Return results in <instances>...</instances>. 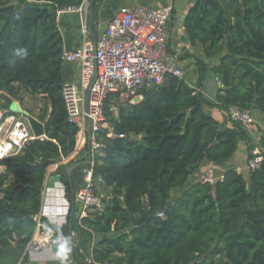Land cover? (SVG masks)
I'll return each instance as SVG.
<instances>
[{"label": "trees", "instance_id": "obj_1", "mask_svg": "<svg viewBox=\"0 0 264 264\" xmlns=\"http://www.w3.org/2000/svg\"><path fill=\"white\" fill-rule=\"evenodd\" d=\"M91 1L95 29L104 0ZM82 3L0 0V110L22 103L24 94L42 93L48 102L38 117L46 137L0 159V264L4 257L12 259L9 264L21 259L38 226L48 168L76 147L79 128L67 119L56 16L58 9ZM104 4L110 11L121 6L114 0ZM184 39L203 50L191 70L197 86L166 74L140 92L141 101L121 105L117 116L112 107L120 95L106 99L109 127L96 136L103 146L94 152L93 178L96 191L108 194L102 209L81 219L84 227L75 214L64 227L70 246L71 232L79 231L78 258L85 248L81 237L91 240L89 264H264V159L248 182L227 168L215 185L188 184L203 164L224 165L245 136L242 123L230 119L224 126L207 107L264 112V0H194ZM204 59L215 61L213 71L224 85L216 103L201 91L209 64ZM61 176L72 199L76 187L68 173ZM177 189L181 193L173 196ZM96 234L103 238L94 244Z\"/></svg>", "mask_w": 264, "mask_h": 264}, {"label": "built area", "instance_id": "obj_2", "mask_svg": "<svg viewBox=\"0 0 264 264\" xmlns=\"http://www.w3.org/2000/svg\"><path fill=\"white\" fill-rule=\"evenodd\" d=\"M89 3L90 0H83L79 6L58 9L56 19L58 22L64 14L73 12H79L82 16L84 36L80 46L75 49L63 48L61 54L63 62L80 65L78 82H65L63 97L68 121L79 128L73 155H80V152L85 150L89 140V122L91 123V161L81 166L83 184L73 190L72 199L67 196L62 176L60 174L55 176L57 179L55 181L62 190L61 200L53 201L52 206L41 209L37 214L38 226L27 245L24 264H35L37 261L48 259L43 255L46 250L53 252V249L60 248V242L68 241L64 227L69 222L71 212H74L79 224L84 227L81 219L103 208L104 196L96 191L93 178V157L94 152L103 146L96 141V136L101 130L109 127L105 122V104L108 96L117 93L124 98L142 97L140 93L142 90L154 87L166 74H173L179 78H184L186 74L187 68L180 59L182 42L171 44L169 40L173 4L159 7L141 4L121 5L113 11L112 16L92 39L89 37L91 28V21L89 22L88 18ZM16 103L19 106V102ZM13 106L0 110L1 160L19 154L30 141L46 137L36 136L29 119L22 111L14 110ZM229 118L242 124L254 122L251 109L232 107ZM109 136L113 134L110 133ZM119 137H125V134H120ZM88 155L89 149L86 157ZM65 159L69 161L70 158L61 161L64 162ZM263 159V154L255 153L248 160L247 169L251 171L259 168ZM59 163L60 161L49 166L45 184L54 176L53 170L59 167ZM236 170L242 172L240 167ZM224 178V172L217 173L214 169H208L201 175L199 181L215 185ZM157 215L165 217L163 211ZM44 223L47 225L44 226ZM73 233L74 230L71 232V240L77 239Z\"/></svg>", "mask_w": 264, "mask_h": 264}, {"label": "crops", "instance_id": "obj_3", "mask_svg": "<svg viewBox=\"0 0 264 264\" xmlns=\"http://www.w3.org/2000/svg\"><path fill=\"white\" fill-rule=\"evenodd\" d=\"M105 1L106 0H104V2ZM122 1L125 3V5L141 4L151 7H159L169 3L174 5V12L169 22V40L171 44H176L177 41L182 42V53L180 59L182 60L181 62L187 68L184 78L190 86H197L198 75H196L194 71L191 73V70L192 68L195 67V65H193L195 64V56L202 57L203 50L200 43L192 45L187 40L184 39L185 15L188 8L194 2V0H179V3L178 0H143V1L122 0ZM104 2L101 4V7L104 6L103 5ZM92 7L93 5H91V7L89 5V17H88L89 22L91 21L93 16ZM100 19L101 17L99 18V22ZM57 23L62 34L63 48L75 49L79 47L82 42V38L84 36L82 30L81 14L79 12L64 14ZM97 26L98 25H96L94 29V27L92 28L91 25V28L89 29V37L92 39L96 37ZM204 61L209 62L210 65L205 74V79L203 80V83L201 85V91L203 93V96L207 100L216 103L217 96L223 93L224 85L221 83L219 75L213 71L212 65L215 64V61L209 59H204ZM194 69H196V67ZM61 72L65 82H71V81L78 82L80 76V65L77 63H67L62 61ZM26 95L33 96L31 94H24V97ZM39 95L42 97H46L42 93H39ZM251 110L254 117V122L250 124H242L245 136L242 140L238 142V147L234 152V154L232 155V157L222 166L215 165L212 163L203 164L191 177L188 184L198 182L200 180L201 175L205 173L208 169H214L217 173H221L224 172L227 168L237 169L239 167L242 169L241 173L245 181L246 182L249 181L250 170L247 169V164H248V160L250 159V156L252 154L254 155L255 153L264 154V112L256 107H251ZM207 111L210 113V115H212L217 120H219L222 125L230 126L231 121L229 118L228 111H225L218 106L207 107ZM73 154L75 153L73 152L69 156L70 158L69 161L67 159H65L64 162L60 161L59 167L53 170L54 176L50 180H47L46 184H44L42 204L40 210L43 208L47 209L48 207L52 206L53 201L61 200L62 190L59 188L58 183L55 181L57 180L55 176H57L58 174L62 175L63 166L66 167L67 173L71 177V187L72 185L74 187H78V185L81 186L83 184V183L82 184L79 183L80 180H82L83 178V172L81 166L72 168L71 171H69V166L73 162L72 160L76 159L81 161L82 158L86 157V150L81 151L80 155H73ZM179 193H181V189L175 190L172 194L173 196H176ZM45 221L47 222L46 219ZM74 231L79 234L77 228H75ZM68 249L69 250L67 252L66 264H81L84 261L86 262V264H89L91 262L88 253L86 254L87 257L86 258L83 257L82 259V258H78L72 246L69 245ZM26 251H27V246L24 250L23 258L24 256H26ZM60 251H62L61 248H55L53 249V252L46 250L43 255L45 256V258L47 257L48 259L37 261L35 264H61L60 260L57 258V253ZM23 258L19 259L17 264H21L24 260ZM49 258H51V260ZM76 258L78 262H76L75 260ZM73 261H75L76 263Z\"/></svg>", "mask_w": 264, "mask_h": 264}, {"label": "rangeland", "instance_id": "obj_4", "mask_svg": "<svg viewBox=\"0 0 264 264\" xmlns=\"http://www.w3.org/2000/svg\"><path fill=\"white\" fill-rule=\"evenodd\" d=\"M116 3H119L118 4V6L119 5H125V3L124 2H122V0H114ZM141 1V0H140ZM178 3H179V0H178ZM89 5H90V7H91V5H92V1L90 0V3H89ZM104 6L103 7H100L101 8V11H100V17H101V19H100V22L98 21L97 23L95 22V24L96 25H98L97 26V31L99 30V29H101V27H103L104 25H105V23H106V21H107V19L108 18H106L105 16H104V13L105 12H107L108 10H109V7L107 6V4H103ZM110 11V10H109ZM112 11V10H111ZM110 11V12H111ZM114 11V10H113ZM112 11V12H113ZM99 17V18H100ZM105 19V20H104ZM102 21V22H101ZM96 34H97V32H96ZM209 65L210 64H208V67L207 68H209ZM142 100V97H140V96H138L137 98H134V99H131V98H127V97H120L119 96V99H118V104H116V105H114L113 107H112V110L114 111V113H115V115L117 116L118 115V113H119V107L122 105V106H125L127 103H129V104H135V103H137V102H139V101H141ZM46 104H48V102H47V99H46V97H42V96H40L39 94H37V95H33V96H30V95H26L25 97H24V100H23V103H19V106H18V104L15 102V105L13 106V109L14 110H19V111H22L23 113H27L28 115H31V116H33V117H36V118H38V115H40L41 113H42V110L46 107ZM4 168L3 167H0V171H2ZM62 174L63 175H66L67 174V169H66V167L65 166H63V168H62ZM75 175V174H74ZM83 182V178H82V180H80V184ZM78 187H79V185H78ZM96 189H99L98 187H96ZM102 192V195L103 196H106L107 194H108V192L107 191H101ZM73 214H74V212H71L70 213V215H69V217H71V216H73ZM68 221H69V218H68ZM47 225V224H46ZM45 225V223H44V226H46ZM76 233V232H75ZM75 233H73V236H78V233H76V235H75ZM82 242H84L83 243V245H84V249H82V248H79L78 250V253L80 254V257L83 259V257L87 254V249L89 250V247H90V245H91V240H89V238L87 239V242L85 241V240H83V236L81 237V239H80ZM69 241V240H68ZM89 241V242H88ZM72 242H73V244H75L76 243V245H72V248H73V250H76V246H77V244H78V238L76 239H72ZM86 243V244H85ZM69 245H70V241H69ZM86 247H87V249H86ZM23 255H24V253H23ZM23 255H22V257H21V259L23 258ZM74 257H75V255H74ZM76 260V262H78V260H77V258L75 259ZM12 261V259H9L8 257H4L3 259H2V263H7V264H9L10 262ZM73 262H75V261H73ZM75 262V263H76ZM85 262V261H84ZM85 264H86V262H85Z\"/></svg>", "mask_w": 264, "mask_h": 264}, {"label": "water", "instance_id": "obj_5", "mask_svg": "<svg viewBox=\"0 0 264 264\" xmlns=\"http://www.w3.org/2000/svg\"><path fill=\"white\" fill-rule=\"evenodd\" d=\"M24 116H26L29 119V122L32 126L33 132L36 136H44L46 135V130H45V122L40 120L39 118L33 117L31 115H28L27 113H23ZM88 149H89V155L86 159L78 161L76 163H71L69 166V171H71L72 168L79 167L82 165L89 164L91 161V154H90V149H91V138H92V128H91V123L89 122V128H88ZM73 189V185H72ZM103 235L102 234H96L94 237V244L102 240Z\"/></svg>", "mask_w": 264, "mask_h": 264}, {"label": "clouds", "instance_id": "obj_6", "mask_svg": "<svg viewBox=\"0 0 264 264\" xmlns=\"http://www.w3.org/2000/svg\"><path fill=\"white\" fill-rule=\"evenodd\" d=\"M60 248L62 251L57 253V258L60 260L61 264H66L67 261V252H68V241L64 240L60 242Z\"/></svg>", "mask_w": 264, "mask_h": 264}]
</instances>
